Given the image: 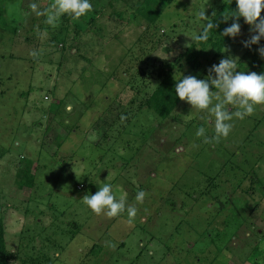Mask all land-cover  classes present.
<instances>
[{
    "label": "rangeland",
    "instance_id": "374dc122",
    "mask_svg": "<svg viewBox=\"0 0 264 264\" xmlns=\"http://www.w3.org/2000/svg\"><path fill=\"white\" fill-rule=\"evenodd\" d=\"M140 1L90 0L53 28L29 9L51 0H0V218L19 256L9 264H264V105L218 143L196 137L214 136V123L187 102L165 120L140 108L164 73L206 79L232 56L264 74L263 62L245 65L264 39L244 47L246 24L215 55L191 39L199 12L211 19L227 0H174L154 24L135 13ZM186 45L200 51L196 71ZM19 167L33 189L18 187ZM103 183L137 206L132 223L83 203Z\"/></svg>",
    "mask_w": 264,
    "mask_h": 264
},
{
    "label": "clouds",
    "instance_id": "9594fccd",
    "mask_svg": "<svg viewBox=\"0 0 264 264\" xmlns=\"http://www.w3.org/2000/svg\"><path fill=\"white\" fill-rule=\"evenodd\" d=\"M236 10L228 9L222 14L224 23L232 20L221 36L236 38L241 33L239 20L250 26L252 35L243 42L244 47L260 44L264 39V0H235ZM29 9L37 17H45L44 23L55 28L60 18L64 15L78 20L93 6L90 0H51L47 7L41 9L36 2L29 4ZM199 19L205 21L203 30L195 35L193 42H207L212 30L219 25L206 15L205 9L199 12ZM213 17L216 13L213 12ZM38 28V26H37ZM189 47V45H186ZM229 49L224 48V53ZM259 55L264 58V46L259 47ZM42 54V50H32L29 55L34 59ZM239 58L227 56L208 70L206 79H198L196 76L177 74L174 76L175 94L180 101L187 102L192 109L206 111L208 119L214 123V136L206 134L205 127H199L195 133L197 138H202L204 143H218L221 138H227L230 134L234 119L243 120L251 116L255 107L264 105V74L242 71L239 68ZM213 74L215 78H213ZM212 89H215L214 91ZM231 106V107H229ZM235 109V110H233ZM214 118V120H213ZM147 196L143 190L138 191L135 197L137 204H142ZM83 203L96 215L104 214L109 218L118 217L127 213L128 223H132L138 214L135 204L129 205L124 197L117 198L109 183H103L95 194H86L81 199ZM108 246L115 248L114 244Z\"/></svg>",
    "mask_w": 264,
    "mask_h": 264
},
{
    "label": "trees",
    "instance_id": "16d2710c",
    "mask_svg": "<svg viewBox=\"0 0 264 264\" xmlns=\"http://www.w3.org/2000/svg\"><path fill=\"white\" fill-rule=\"evenodd\" d=\"M173 1L174 0H141L135 8V13L138 14L141 18H143L147 23L154 24L159 19L161 12L166 9ZM236 7L237 5L235 0H227L222 5V7L216 13V16L211 18L213 20V23H217L219 26L212 30L207 42H197L201 48L210 47L211 49L215 50V55H220L222 49L233 42L234 38L221 36L223 30L226 27L230 26V24L232 23V20H229L227 23H224L222 19V14L228 9L236 10ZM239 23L241 25V29H246L247 25L244 22L243 18L239 20ZM261 46H264V44L259 45V47ZM199 52L200 51H195L194 46H192L186 49V52L184 54V57H186V63L192 70L195 71L200 67ZM255 52H257V54H250L249 59L246 61L245 65L253 68L256 65H259L261 62L264 63V58H261L258 51ZM162 73L163 72H160V74ZM175 83L176 81L170 76L169 73H164V77L154 90L153 94L149 98L144 100L142 104H140V108H145V110L153 112L161 120L173 118L171 115L175 112L176 108H178V105L182 102L175 94ZM18 172L20 173L19 177L17 178L18 187L20 189H33L34 178L29 169H22L19 167ZM224 209L225 205L221 204L218 210L221 212ZM225 223L227 222L225 221ZM5 234V226L1 217L0 264H9L10 262L14 261L16 262L19 257L18 253L7 250L5 244ZM32 250H34L33 247Z\"/></svg>",
    "mask_w": 264,
    "mask_h": 264
},
{
    "label": "flooded vegetation",
    "instance_id": "af4514ba",
    "mask_svg": "<svg viewBox=\"0 0 264 264\" xmlns=\"http://www.w3.org/2000/svg\"><path fill=\"white\" fill-rule=\"evenodd\" d=\"M182 205H180V207H181ZM219 209V208H218Z\"/></svg>",
    "mask_w": 264,
    "mask_h": 264
}]
</instances>
